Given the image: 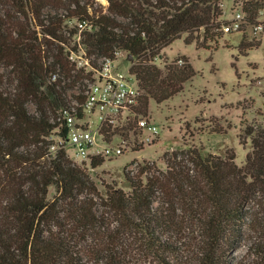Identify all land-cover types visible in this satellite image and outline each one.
<instances>
[{
    "label": "trees",
    "instance_id": "trees-1",
    "mask_svg": "<svg viewBox=\"0 0 264 264\" xmlns=\"http://www.w3.org/2000/svg\"><path fill=\"white\" fill-rule=\"evenodd\" d=\"M106 1L104 10L97 0H0V264H233L247 229L264 225V124L246 128L252 149L242 167L233 150L177 149L164 154L165 171L137 163V173L125 170L130 191L108 185L105 197L63 148L48 152L51 119L91 74L69 50L84 46L93 67L132 55L146 116L150 100H169L196 74L186 56L163 69L154 59L182 34L186 43L202 30L221 37L225 24L220 0ZM237 1L244 22L259 25L264 0ZM260 43L242 37L239 53ZM254 257L264 264V247Z\"/></svg>",
    "mask_w": 264,
    "mask_h": 264
},
{
    "label": "rangeland",
    "instance_id": "rangeland-1",
    "mask_svg": "<svg viewBox=\"0 0 264 264\" xmlns=\"http://www.w3.org/2000/svg\"><path fill=\"white\" fill-rule=\"evenodd\" d=\"M97 3L107 8L106 0ZM222 15L219 20L231 25V20L242 6L241 1L220 0ZM258 24L240 23L237 30H222L221 37L203 38L186 43L187 34L174 40L164 48L154 63L163 69L181 56L188 57L196 74L184 83L183 90L169 100L156 103L150 100L147 116L158 127L156 138L151 143L139 144L140 134L131 135L127 141L128 149L112 160H105L95 168L87 162L74 161L84 169L94 181L99 194L105 197L108 185L125 192L130 191L125 170L137 173L135 163H148L156 169L166 170L164 154L177 149L202 148L204 153L223 157L231 150L235 153V163L242 167L246 156L251 152V139L245 134L247 127L264 124V8L257 17ZM69 26L74 19L66 20ZM242 37L261 40L258 47L239 53ZM78 41V37H74ZM181 63V60H179ZM131 66L124 51L117 54L115 67L126 74ZM1 71L5 72L3 68ZM11 76L7 78V83ZM77 91V88L70 92ZM28 107L34 111V106ZM222 128L224 132L214 130ZM134 170H128L134 166ZM58 195L55 186L48 190V200ZM264 211V205L258 209ZM257 247H264V225L260 228L249 227L243 244L232 254L233 264H255ZM255 260V259H254Z\"/></svg>",
    "mask_w": 264,
    "mask_h": 264
},
{
    "label": "built area",
    "instance_id": "built-area-1",
    "mask_svg": "<svg viewBox=\"0 0 264 264\" xmlns=\"http://www.w3.org/2000/svg\"><path fill=\"white\" fill-rule=\"evenodd\" d=\"M242 22L244 13L240 9L234 14L231 25H223L222 29L226 32L230 28L237 30ZM77 26L80 30L90 27L85 21ZM78 46L77 50H69L68 59L76 68L91 74L83 80L82 90L77 85L71 89L77 88V91L67 92L64 104L51 119L55 127L46 137L48 152L54 154L63 148L72 160L91 166L94 158L104 161L122 155L128 149L131 135L140 134L138 145L151 143L158 127L149 116L138 112L142 90L137 78L129 71L124 74L117 70L118 53L114 58L100 59V66L93 67L84 46ZM58 78V72H53L49 81L56 82ZM135 165L128 170H134Z\"/></svg>",
    "mask_w": 264,
    "mask_h": 264
},
{
    "label": "water",
    "instance_id": "water-1",
    "mask_svg": "<svg viewBox=\"0 0 264 264\" xmlns=\"http://www.w3.org/2000/svg\"><path fill=\"white\" fill-rule=\"evenodd\" d=\"M127 57H128L129 60L133 59L132 55H130V54H127Z\"/></svg>",
    "mask_w": 264,
    "mask_h": 264
}]
</instances>
